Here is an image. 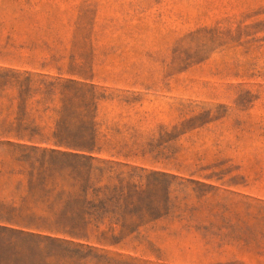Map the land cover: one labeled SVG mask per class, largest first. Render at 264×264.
Instances as JSON below:
<instances>
[{"label":"rangeland","instance_id":"rangeland-1","mask_svg":"<svg viewBox=\"0 0 264 264\" xmlns=\"http://www.w3.org/2000/svg\"><path fill=\"white\" fill-rule=\"evenodd\" d=\"M0 67L87 79L106 155L174 176L158 187L174 214L111 251L264 264L249 231L264 205V0H0ZM4 141L9 198L25 153Z\"/></svg>","mask_w":264,"mask_h":264},{"label":"trees","instance_id":"trees-1","mask_svg":"<svg viewBox=\"0 0 264 264\" xmlns=\"http://www.w3.org/2000/svg\"><path fill=\"white\" fill-rule=\"evenodd\" d=\"M102 98L87 79L0 67V139L25 153L21 193L0 198V264H149L110 249L174 214L158 191L174 176L106 155ZM250 209L264 256V205Z\"/></svg>","mask_w":264,"mask_h":264}]
</instances>
